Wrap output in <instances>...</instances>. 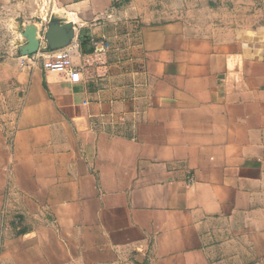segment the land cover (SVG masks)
<instances>
[{
	"label": "crops",
	"instance_id": "crops-1",
	"mask_svg": "<svg viewBox=\"0 0 264 264\" xmlns=\"http://www.w3.org/2000/svg\"><path fill=\"white\" fill-rule=\"evenodd\" d=\"M48 2L0 0L81 73L0 58V262L264 264V0Z\"/></svg>",
	"mask_w": 264,
	"mask_h": 264
},
{
	"label": "built area",
	"instance_id": "built-area-1",
	"mask_svg": "<svg viewBox=\"0 0 264 264\" xmlns=\"http://www.w3.org/2000/svg\"><path fill=\"white\" fill-rule=\"evenodd\" d=\"M111 44L106 40H95L94 50L96 53H105ZM78 50L77 41L73 42L61 49L50 50L45 43L41 45L40 49L30 55H21L22 65H32L40 63L45 70L64 73L69 80L73 82H78L81 80V73L78 67L74 63V56ZM251 264H262L260 261H255Z\"/></svg>",
	"mask_w": 264,
	"mask_h": 264
},
{
	"label": "water",
	"instance_id": "water-1",
	"mask_svg": "<svg viewBox=\"0 0 264 264\" xmlns=\"http://www.w3.org/2000/svg\"><path fill=\"white\" fill-rule=\"evenodd\" d=\"M27 42L20 47L21 55L36 53L43 41L50 50H57L70 45L76 35L75 25L66 17L57 13H52L47 22L43 36L34 28H28L23 33Z\"/></svg>",
	"mask_w": 264,
	"mask_h": 264
},
{
	"label": "rangeland",
	"instance_id": "rangeland-1",
	"mask_svg": "<svg viewBox=\"0 0 264 264\" xmlns=\"http://www.w3.org/2000/svg\"><path fill=\"white\" fill-rule=\"evenodd\" d=\"M31 3L30 7H35V10H38L39 12L48 10V0H30ZM4 11H8V9H5ZM41 15V13H39ZM42 17H39V19ZM37 20V18L35 17ZM47 25V24H46ZM39 28L38 24L36 22H24L23 19H9L5 16L3 13V9L0 10V58L5 56H15L19 57L21 51H20V45H23L27 42L25 36L23 35L24 32L28 28ZM39 35L43 36V26L40 28ZM46 29V28H45ZM45 42L43 41V45ZM5 262H0V264H13V259H7L4 260Z\"/></svg>",
	"mask_w": 264,
	"mask_h": 264
}]
</instances>
